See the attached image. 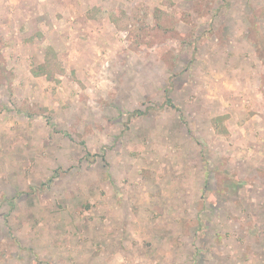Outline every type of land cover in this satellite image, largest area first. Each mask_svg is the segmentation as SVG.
I'll return each mask as SVG.
<instances>
[{
	"label": "rangeland",
	"instance_id": "obj_1",
	"mask_svg": "<svg viewBox=\"0 0 264 264\" xmlns=\"http://www.w3.org/2000/svg\"><path fill=\"white\" fill-rule=\"evenodd\" d=\"M0 264H264V0H0Z\"/></svg>",
	"mask_w": 264,
	"mask_h": 264
},
{
	"label": "crops",
	"instance_id": "obj_2",
	"mask_svg": "<svg viewBox=\"0 0 264 264\" xmlns=\"http://www.w3.org/2000/svg\"><path fill=\"white\" fill-rule=\"evenodd\" d=\"M19 2V1H18Z\"/></svg>",
	"mask_w": 264,
	"mask_h": 264
},
{
	"label": "trees",
	"instance_id": "obj_3",
	"mask_svg": "<svg viewBox=\"0 0 264 264\" xmlns=\"http://www.w3.org/2000/svg\"><path fill=\"white\" fill-rule=\"evenodd\" d=\"M36 73V72H35Z\"/></svg>",
	"mask_w": 264,
	"mask_h": 264
}]
</instances>
